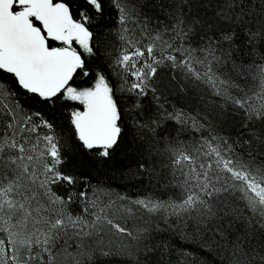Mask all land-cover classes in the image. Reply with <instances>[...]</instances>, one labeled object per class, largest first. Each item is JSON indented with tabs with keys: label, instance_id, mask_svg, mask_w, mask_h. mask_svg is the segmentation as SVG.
<instances>
[{
	"label": "snow or ice",
	"instance_id": "obj_1",
	"mask_svg": "<svg viewBox=\"0 0 264 264\" xmlns=\"http://www.w3.org/2000/svg\"><path fill=\"white\" fill-rule=\"evenodd\" d=\"M157 221L264 264V0H0V264H173Z\"/></svg>",
	"mask_w": 264,
	"mask_h": 264
},
{
	"label": "trees",
	"instance_id": "obj_2",
	"mask_svg": "<svg viewBox=\"0 0 264 264\" xmlns=\"http://www.w3.org/2000/svg\"><path fill=\"white\" fill-rule=\"evenodd\" d=\"M129 191L135 192L136 189H129ZM157 225L154 237L165 238V242L172 250L173 264H192L194 260L207 259L200 244L190 235L185 236L174 230H166L165 224L160 221H157Z\"/></svg>",
	"mask_w": 264,
	"mask_h": 264
},
{
	"label": "rangeland",
	"instance_id": "obj_3",
	"mask_svg": "<svg viewBox=\"0 0 264 264\" xmlns=\"http://www.w3.org/2000/svg\"><path fill=\"white\" fill-rule=\"evenodd\" d=\"M117 258H119L120 260H123L124 259L123 257H117Z\"/></svg>",
	"mask_w": 264,
	"mask_h": 264
}]
</instances>
